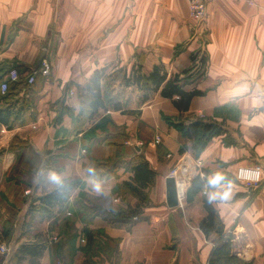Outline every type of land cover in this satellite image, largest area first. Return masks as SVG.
<instances>
[{
  "label": "crops",
  "instance_id": "obj_1",
  "mask_svg": "<svg viewBox=\"0 0 264 264\" xmlns=\"http://www.w3.org/2000/svg\"><path fill=\"white\" fill-rule=\"evenodd\" d=\"M41 57L49 60L51 71L38 74L42 82L35 98L21 86L19 94L0 99V109L11 106L21 113L12 128L0 123V246L13 250L60 233L65 208L54 207V223L30 211V205L65 187L67 210L74 204L91 209L74 208L78 232L87 215L89 227L115 240L119 252L95 254L88 262V254L78 250L73 264H212L222 237L216 232L207 236L200 227L205 198L219 211L224 235H232V253L242 264H264V179L249 187L235 175L242 165L264 170V0H212L203 24L191 18L187 0H0V75L18 67L22 82L27 81ZM139 65L146 74L164 65L168 77L181 76L185 90L203 94L194 96L186 111L160 92L143 103L138 86L113 77L118 68L131 71ZM103 68L106 108L77 123L85 86ZM115 101L135 112L115 110ZM67 107L74 115L56 121ZM167 118L202 119L222 130L196 159L192 152L179 154L185 138ZM140 154L156 172L147 190L150 202L140 214L121 218L119 209L137 203L119 188L133 175L125 162ZM179 162L191 181L200 174L210 186L191 202L185 196L171 208L166 179ZM52 173L60 183L51 180ZM95 182L105 194L92 191ZM225 191L226 198L210 199ZM60 262L50 247L40 259V264ZM0 264L30 263H17L0 250Z\"/></svg>",
  "mask_w": 264,
  "mask_h": 264
},
{
  "label": "trees",
  "instance_id": "obj_2",
  "mask_svg": "<svg viewBox=\"0 0 264 264\" xmlns=\"http://www.w3.org/2000/svg\"><path fill=\"white\" fill-rule=\"evenodd\" d=\"M18 68V67H17ZM107 68L96 70L89 83L85 86L86 93L84 94L83 107L80 113L75 116V120L78 121L83 116H88L91 112L98 110L99 108H106L105 99L103 98L101 90V82L105 78ZM8 72V71H7ZM6 72V73H7ZM185 73L188 70L184 71ZM6 73L0 75V83ZM41 75H36V79L33 83L29 84L26 80L22 82H11L9 89L5 94L1 93L0 99H7L14 94H19V90H22L21 86L28 87L31 95L29 97L34 99L37 93V88ZM113 77L119 80L124 85H136L142 91L141 101L144 103L148 101L154 92H160V94L166 98L173 100L174 105L182 111L189 109L190 102L194 96L202 95L203 92L198 89L185 90L184 84H182V78L179 74L168 77L164 65H156L153 70L146 74L142 72V67L139 65L137 68H133L131 71L127 69L118 68L113 72ZM40 80V81H39ZM27 91V92H29ZM24 94L22 97H25ZM29 98V99H30ZM112 107L115 110H121L124 113H134L133 110H128L122 106L120 102H113ZM58 116L56 121H60L64 114L74 115L73 112L67 107V111ZM64 112V113H63ZM17 113V114H16ZM21 117L20 111H14V107H6L0 109V123L7 128H12L15 121ZM32 117V116H30ZM27 117L23 119V123L29 119ZM169 122L178 129L182 136L185 138L184 143L179 148V154L183 155L186 152H192L193 156L197 159L205 148L207 142L214 136L221 132V127L213 122H207L202 119L191 120L188 123L175 122L167 118ZM125 166L130 170L133 175L130 181L123 182L119 188L132 193L137 198V203L134 207H128L126 209H119V217L132 218L138 215L142 211V207L149 204L148 187L155 182L156 172L150 167L149 161L143 155H136L129 161L125 162ZM205 186H210L207 179L197 174L191 181V185L187 191V201L191 202L199 192H201ZM67 189L60 187L45 196L39 198V204H35L33 201L30 205V211L39 212L42 217L54 218V223L58 218H55L54 207L60 206L67 210L66 199ZM78 212H84L86 208H89L86 204L75 205L70 208L71 215L66 216L62 222V230L59 233L60 237L58 241L47 244L45 239H37L34 242H26L21 244L18 248L13 249L11 254L15 258L17 263H21L24 260H28L30 264H40V259L44 254V251L50 247L53 252L54 258L62 264H73V255L78 250H83L88 254L87 261H91L92 255L98 256H111L118 255V246L116 241L108 238L101 230L92 229L89 227V216H84L86 226L82 229V232H78L73 216L75 214V208ZM204 207L206 210V216L202 219L200 227L202 231L208 236L212 232L220 234L222 239L214 248L211 255L212 264H242L241 260L232 253L233 243L232 235H224V224L221 220L219 211L214 207L212 202L208 199H204ZM67 208V209H66ZM90 209V208H89ZM91 210V209H90ZM87 211V210H86ZM88 212V211H87ZM81 235L85 238V245H81ZM80 244V245H79ZM79 245V246H78ZM60 262V263H61Z\"/></svg>",
  "mask_w": 264,
  "mask_h": 264
},
{
  "label": "built area",
  "instance_id": "obj_3",
  "mask_svg": "<svg viewBox=\"0 0 264 264\" xmlns=\"http://www.w3.org/2000/svg\"><path fill=\"white\" fill-rule=\"evenodd\" d=\"M190 6V15L191 18L199 24H203L207 17V9L208 5L212 0H187ZM51 64L47 58H42L40 62V66L31 72L27 78V82L29 84L33 83L36 79L37 74H41L47 76L50 74ZM22 80L21 73L17 67H11L4 78L0 83V90L2 94H5L9 89V84L11 82H19ZM70 94H74V90L71 89ZM261 100L262 107L264 109V88L261 91ZM161 141L160 136L155 137V143L159 144ZM236 178L244 183L245 185L252 187L257 186L264 179V170L260 165H242L239 166L235 172ZM170 176H174L178 185L179 199L185 197L187 195V189L189 186V182L191 181V177L187 173V169L185 168L182 162L177 163V165L172 169ZM31 190H26L25 194L30 195ZM35 204L37 202L33 201ZM65 214L68 216L71 214L69 210H65ZM59 233H53L46 236L44 241L50 245L52 242L59 240ZM80 241L84 242L85 238L81 235ZM0 250L2 253L9 255L12 251L6 245H1Z\"/></svg>",
  "mask_w": 264,
  "mask_h": 264
},
{
  "label": "water",
  "instance_id": "obj_4",
  "mask_svg": "<svg viewBox=\"0 0 264 264\" xmlns=\"http://www.w3.org/2000/svg\"><path fill=\"white\" fill-rule=\"evenodd\" d=\"M166 201L171 208L178 206L180 202L178 185L174 176H169L166 179Z\"/></svg>",
  "mask_w": 264,
  "mask_h": 264
},
{
  "label": "clouds",
  "instance_id": "obj_5",
  "mask_svg": "<svg viewBox=\"0 0 264 264\" xmlns=\"http://www.w3.org/2000/svg\"><path fill=\"white\" fill-rule=\"evenodd\" d=\"M50 178H51V180H53L56 183L61 182V178L58 175H56L55 173H52ZM92 191L95 194L100 195V194H105L107 190L104 188V186L100 182H95L92 185ZM216 196H220L221 198H226L228 196V192L227 191L220 192V193L214 192L210 195V199L216 198Z\"/></svg>",
  "mask_w": 264,
  "mask_h": 264
},
{
  "label": "rangeland",
  "instance_id": "obj_6",
  "mask_svg": "<svg viewBox=\"0 0 264 264\" xmlns=\"http://www.w3.org/2000/svg\"><path fill=\"white\" fill-rule=\"evenodd\" d=\"M43 219H47V220L49 221V219H48L47 217H43ZM38 220H39V218H38ZM38 220H36V221H38ZM41 224H42V223H41ZM45 224H46V223H45ZM3 236L6 237V234H3ZM45 237H46V236H45ZM45 237H44V238H45ZM11 251H12V249H11Z\"/></svg>",
  "mask_w": 264,
  "mask_h": 264
}]
</instances>
